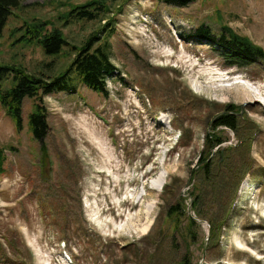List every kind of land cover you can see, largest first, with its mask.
<instances>
[{"label": "rangeland", "instance_id": "374dc122", "mask_svg": "<svg viewBox=\"0 0 264 264\" xmlns=\"http://www.w3.org/2000/svg\"><path fill=\"white\" fill-rule=\"evenodd\" d=\"M45 1L23 0L9 18L1 63L51 76L68 63L10 46L12 27L56 17ZM202 23L215 32L228 23L264 48V0H127L110 38L119 72L108 94L78 80L75 92L44 97L46 163L28 124L34 100H25L21 131L0 105V264H264V59L231 65L190 34ZM99 25L63 30L81 43ZM228 105L242 120L236 131L219 126L224 141L213 149L206 135ZM201 161L212 164V183L200 182ZM164 172L162 190L147 187Z\"/></svg>", "mask_w": 264, "mask_h": 264}, {"label": "trees", "instance_id": "16d2710c", "mask_svg": "<svg viewBox=\"0 0 264 264\" xmlns=\"http://www.w3.org/2000/svg\"><path fill=\"white\" fill-rule=\"evenodd\" d=\"M87 0L84 3H75L72 0H46L41 6H49L57 11L55 18L30 17L19 26L11 28L9 33L10 46L27 48L37 46L45 55L53 58L64 57L68 63L53 76L29 72L21 63L0 62V105L13 119L17 131L23 129V107L26 99H33V108L28 116V124L35 140L40 144L41 160H49L48 147L45 142L50 126L48 109L44 97L57 91L75 92V82L80 80L89 88L100 93L108 94L107 80L117 76L119 70L112 60V44L110 38L116 32L118 16L124 12L127 0ZM167 5L184 7L196 0H160ZM39 4V3H38ZM27 5L23 0H0V33L3 31L15 10H22ZM98 21L100 25L90 33L81 43L68 39L63 27L80 23ZM194 38L207 41L231 65H248L264 59V48L246 36L236 32L228 23H222L219 32H215L211 25L202 23L191 33ZM1 54V50H0ZM55 59L47 62L51 66ZM235 105H228L214 120L212 130L206 135L207 145L213 149L223 143V138L217 135L219 126H226L234 131L238 130L242 118L236 116ZM240 110V107H238ZM219 147L216 151H219ZM234 150V149H233ZM5 148L0 147V173L4 171L6 161ZM221 153V152H219ZM218 153V154H219ZM209 155L208 159H210ZM230 157V156H229ZM230 161V159H229ZM250 161V160H249ZM249 161L244 168L241 180L248 172ZM204 161H201L203 163ZM210 162V161H209ZM207 162L200 166L197 172L201 183L211 180V166ZM210 165V169L209 165ZM249 166V167H248ZM46 166L42 173L46 174ZM210 183H212L210 181ZM236 188L234 189V192ZM179 203L173 205L168 213L174 214L180 210ZM177 216V215H176ZM194 226L196 223L190 219ZM213 226V225H212ZM193 233L189 234L191 238ZM213 236V227L211 238ZM156 258L152 254L151 263Z\"/></svg>", "mask_w": 264, "mask_h": 264}, {"label": "bare ground", "instance_id": "6f19581e", "mask_svg": "<svg viewBox=\"0 0 264 264\" xmlns=\"http://www.w3.org/2000/svg\"><path fill=\"white\" fill-rule=\"evenodd\" d=\"M234 85V86H233ZM232 86V88L234 89H241V90H245V98H248V97H250V93L248 92V90L244 87H240L239 85H235V84H233ZM225 90V89H224ZM230 91H231V89H230ZM233 92V91H232ZM244 95V94H243ZM251 96H252V94H251ZM253 97V96H252ZM149 172V171H148ZM166 172L168 173V171L166 170ZM166 178H167V174H165V172L159 177V178H156V179H153L151 182H149L148 184V186H147V184H146V186L147 187H149V188H151V189H154V190H156V191H160V190H162L163 188H164V185L166 184ZM143 185H145V184H143ZM146 186H145V188H146ZM143 193V192H142ZM146 195H147V193H146ZM146 195H144V194H140L139 195V198H140V200H143L144 199V197L146 196ZM142 202V201H141ZM139 203H140V201H139ZM264 217V216H263ZM146 229V228H145Z\"/></svg>", "mask_w": 264, "mask_h": 264}, {"label": "flooded vegetation", "instance_id": "af4514ba", "mask_svg": "<svg viewBox=\"0 0 264 264\" xmlns=\"http://www.w3.org/2000/svg\"><path fill=\"white\" fill-rule=\"evenodd\" d=\"M181 264H185V262L183 261Z\"/></svg>", "mask_w": 264, "mask_h": 264}, {"label": "water", "instance_id": "95a60500", "mask_svg": "<svg viewBox=\"0 0 264 264\" xmlns=\"http://www.w3.org/2000/svg\"><path fill=\"white\" fill-rule=\"evenodd\" d=\"M189 211V213H190V210H188Z\"/></svg>", "mask_w": 264, "mask_h": 264}]
</instances>
